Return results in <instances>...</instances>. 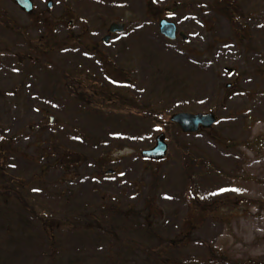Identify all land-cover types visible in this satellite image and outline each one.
Listing matches in <instances>:
<instances>
[{
    "label": "rangeland",
    "instance_id": "374dc122",
    "mask_svg": "<svg viewBox=\"0 0 264 264\" xmlns=\"http://www.w3.org/2000/svg\"><path fill=\"white\" fill-rule=\"evenodd\" d=\"M109 6V18L72 22L94 37L125 25L98 57L76 49L84 33L55 38L57 21L30 33L54 37L40 51L13 32L23 19L0 17V177L17 188L0 191V264H167L149 253L158 248L186 264H264V0ZM160 20L184 39L161 35ZM177 113L216 122L184 134L169 122ZM160 133L164 160H143ZM221 186L240 191L213 195ZM34 211L67 226L51 230Z\"/></svg>",
    "mask_w": 264,
    "mask_h": 264
},
{
    "label": "flooded vegetation",
    "instance_id": "af4514ba",
    "mask_svg": "<svg viewBox=\"0 0 264 264\" xmlns=\"http://www.w3.org/2000/svg\"><path fill=\"white\" fill-rule=\"evenodd\" d=\"M27 1V2H26ZM0 0V6H3L5 8H0V17L1 18H20L25 21V26L23 27V31L21 29L13 31L16 35L22 38V40H25L27 42V45L29 48H34L36 50L42 51L44 46L40 43L41 40H43L44 45L47 44V41H55V38H59V41H63L64 45L66 44V40L68 38L69 32L75 33L76 39L83 35V31L79 25V21H75L74 27H72L73 18H109L110 13V1L113 0H91L94 4L96 9L93 12L92 17L85 16L83 14V11L80 9V4L82 0ZM23 2L26 4L22 6ZM44 18H47L48 20H54L57 21V25L53 26L52 32L53 36L52 38L45 37L44 31L40 29V32L38 34L37 40L35 42H30V33L37 30V27H41V23L44 21ZM68 18H72L69 21H67ZM19 19V21H20ZM58 19V20H57ZM77 20V19H76ZM113 23H108L106 27L103 29V33L99 35L98 37H94L93 34H86L88 35L86 37L87 42L85 45L81 44L76 47L77 50H80L82 52H85L86 55H94L98 57L99 54H103L105 51L110 50V45L113 44L116 41L117 36L123 34L125 32V25H123L121 31L119 32H113L111 33L109 30L111 28ZM58 28H61L63 30V34L58 32ZM177 29V28H176ZM29 34V36L27 35ZM182 38L184 39L183 35H180L179 31L177 30L176 38ZM175 38V39H176ZM62 42V43H63ZM35 44V45H34ZM66 48L63 47V49ZM47 50L50 52L55 51V48L53 46L46 47ZM1 50V48H0ZM48 52V51H46ZM106 53V52H105ZM106 55V54H105ZM107 56V55H106ZM101 67L104 71H106L108 74L117 73L123 78H126V71H120L118 70L115 65L110 64L109 62H106V58H102L101 60ZM66 76V75H65ZM92 81V80H89ZM108 81V80H107ZM86 84H88V81H85ZM109 84L112 86V88H119L124 87L125 85L119 82H115L114 84L109 81ZM91 87L99 88L101 86H97V84H91ZM86 87V86H84ZM100 89V88H99ZM102 90V89H100ZM83 91V89H82ZM78 93L76 96L80 101L84 100L83 93ZM116 95V93H114ZM114 94H111L110 91L107 89H104L103 92L100 93V98L105 99L106 95H109L111 98H118L121 99L123 102L126 101L125 97H118V95L114 96Z\"/></svg>",
    "mask_w": 264,
    "mask_h": 264
},
{
    "label": "water",
    "instance_id": "95a60500",
    "mask_svg": "<svg viewBox=\"0 0 264 264\" xmlns=\"http://www.w3.org/2000/svg\"><path fill=\"white\" fill-rule=\"evenodd\" d=\"M26 1V0H23ZM27 2V1H26ZM26 3L23 2L22 6ZM159 32L165 38L174 40L176 36V27L174 24L167 20H161L159 22ZM123 25L112 24L110 32L121 31ZM51 121V119H50ZM169 122L175 124L182 133L193 134L197 133L200 129H209L215 122L216 118L212 114H189V113H177L169 118ZM164 134H159L155 139V144L151 149L143 150L140 156L143 160L158 162L165 158L167 151V144L164 141Z\"/></svg>",
    "mask_w": 264,
    "mask_h": 264
},
{
    "label": "trees",
    "instance_id": "16d2710c",
    "mask_svg": "<svg viewBox=\"0 0 264 264\" xmlns=\"http://www.w3.org/2000/svg\"><path fill=\"white\" fill-rule=\"evenodd\" d=\"M145 116L148 117L151 121H153V120L156 121L157 120V116H153V115L147 114V113H145ZM0 173L4 176V174L2 173V170H0ZM16 182H17V180H16ZM15 184H19V183L17 182ZM11 189H12V191H16L17 190V188L13 185V183L9 179H7V178L3 179L2 177H0V191L1 192H10ZM19 194H21V193L19 192ZM34 210L39 211V209H37V208H35ZM34 213L39 217L40 221H42L45 225L49 224L50 225L49 228L51 230H55L59 226H67L62 220H58V218H56V217H50L48 214H38L35 211H34ZM186 240L187 239L184 236L181 239V243L186 242ZM174 244L175 243H173V244L169 243L168 245L170 247H175ZM149 253L152 256H154V258L159 259V260H163L167 264H186V263H183V262H177V261L171 260V259L163 256L161 248L154 249V250L149 249ZM211 255L214 256V253L211 252ZM222 259L223 258H220V260H222Z\"/></svg>",
    "mask_w": 264,
    "mask_h": 264
},
{
    "label": "snow or ice",
    "instance_id": "6c2138e0",
    "mask_svg": "<svg viewBox=\"0 0 264 264\" xmlns=\"http://www.w3.org/2000/svg\"><path fill=\"white\" fill-rule=\"evenodd\" d=\"M239 191H240V189H238V188L221 186L218 188L217 192L213 193V195H222V194L227 193V192L238 193Z\"/></svg>",
    "mask_w": 264,
    "mask_h": 264
}]
</instances>
